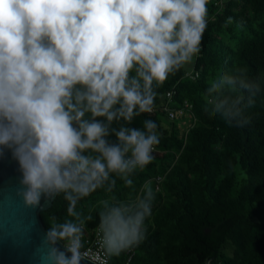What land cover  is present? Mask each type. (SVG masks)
<instances>
[{"label": "clouds", "instance_id": "clouds-1", "mask_svg": "<svg viewBox=\"0 0 264 264\" xmlns=\"http://www.w3.org/2000/svg\"><path fill=\"white\" fill-rule=\"evenodd\" d=\"M210 3L0 0V161L7 152L15 162L14 194L25 209L35 212L42 200L61 195L67 202L66 218L48 224L33 264H82L85 227L94 215L81 218L77 204L100 191L114 193L118 180L133 189L132 175L156 159L160 125L134 122L156 110L157 89L202 52ZM236 82L222 76L207 91ZM240 87L253 97L260 92L256 81L242 80ZM255 102L250 98L247 106ZM225 122L244 127L250 119ZM151 185L145 182L134 199L111 195L92 204L108 254L147 238L158 191Z\"/></svg>", "mask_w": 264, "mask_h": 264}, {"label": "trees", "instance_id": "trees-1", "mask_svg": "<svg viewBox=\"0 0 264 264\" xmlns=\"http://www.w3.org/2000/svg\"><path fill=\"white\" fill-rule=\"evenodd\" d=\"M209 10L203 49L191 69L158 88L156 110L134 122L139 127L141 120L153 119L160 125L156 159L132 175L133 189L118 180L114 193L100 191L77 204L81 218L93 211L94 219L86 224L92 230L99 223L92 209L97 200L134 199L145 182L150 180L156 191L153 180L161 179L153 215L145 222L147 238L118 256L107 253L109 264H264V0H211ZM195 73V79L188 75ZM222 76L235 77V88L223 84L209 93V82ZM242 80L259 82L260 92L253 97L240 87ZM167 92H173L171 109L190 104L184 112L191 118L188 125L177 124L184 114L169 119L164 112ZM250 98L254 107L247 106ZM245 118L250 123L244 127L225 122L243 124ZM66 213L67 202L55 197L40 212L45 229Z\"/></svg>", "mask_w": 264, "mask_h": 264}, {"label": "water", "instance_id": "water-1", "mask_svg": "<svg viewBox=\"0 0 264 264\" xmlns=\"http://www.w3.org/2000/svg\"><path fill=\"white\" fill-rule=\"evenodd\" d=\"M19 172L6 152L0 161V264H33L32 253L41 245L45 227L40 212L48 210L52 200L41 201V209H25L14 190L18 187ZM82 264H95L85 260ZM205 264H211L207 261Z\"/></svg>", "mask_w": 264, "mask_h": 264}, {"label": "built area", "instance_id": "built-area-1", "mask_svg": "<svg viewBox=\"0 0 264 264\" xmlns=\"http://www.w3.org/2000/svg\"><path fill=\"white\" fill-rule=\"evenodd\" d=\"M188 75H190L191 79H195L197 77L196 73ZM172 95L173 92H167L165 95V100L167 102L162 105L164 112L167 114L169 119H175L177 116H182L187 109H190V104L187 101H184L181 107L171 109L168 104ZM160 181V178L153 180L155 190L158 189ZM82 245L81 251L86 253L87 260L95 264H109V257L102 242V233L97 227L92 230H87L85 227Z\"/></svg>", "mask_w": 264, "mask_h": 264}, {"label": "rangeland", "instance_id": "rangeland-1", "mask_svg": "<svg viewBox=\"0 0 264 264\" xmlns=\"http://www.w3.org/2000/svg\"><path fill=\"white\" fill-rule=\"evenodd\" d=\"M191 66H192V64L186 66L184 69L185 70H190ZM176 121H177V124L184 126V125H188L190 123L191 118L188 115V113H185L181 119H177Z\"/></svg>", "mask_w": 264, "mask_h": 264}]
</instances>
